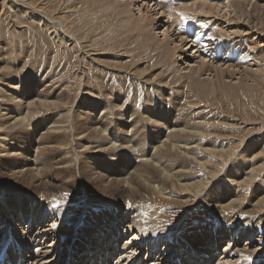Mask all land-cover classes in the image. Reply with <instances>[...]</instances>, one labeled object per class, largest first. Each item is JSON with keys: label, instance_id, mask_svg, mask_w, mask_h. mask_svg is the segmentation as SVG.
Listing matches in <instances>:
<instances>
[{"label": "rangeland", "instance_id": "rangeland-1", "mask_svg": "<svg viewBox=\"0 0 264 264\" xmlns=\"http://www.w3.org/2000/svg\"><path fill=\"white\" fill-rule=\"evenodd\" d=\"M160 1L163 3L165 0H124L123 2L122 0H0V95L2 96V98H0V144L2 146L5 145L8 150L6 153L0 152V187H5L7 189L14 188L15 190H35L41 183H47L50 186L47 192V197L48 200L52 202L51 204L48 203L46 206L40 208L35 204L34 197L27 196V200L24 203L20 198V194H15L17 193L15 192L11 194V199L13 205L18 209V211H16L14 208L12 209V206L11 208L7 204L5 206L2 197H0V214L3 212V216L7 218L6 223H8L4 226V222H1L0 220V239H4L5 237L8 238V235L13 232L11 229H13L16 235H20L17 236L16 242H18L21 246H23L22 244L26 246L27 241H29L30 246L32 249L34 248L33 250H35V253L32 252V254L34 257H37L38 255L36 252L38 253L40 250H37V247L33 244L35 241L33 238L31 240L27 239V225H25L26 227L22 225L21 223L23 221L19 223L18 221L20 219L24 220V224H28L29 222V227L37 226L38 230H41L42 232L44 230L51 229V227L55 228V226L59 229V231L62 229L63 232L69 231L67 232V236L66 233L62 234L65 236V238H62V241L63 239L71 237L74 227L75 231L73 239L76 238L79 240L77 248L81 249L84 253H87L91 247L97 248L96 245H93L95 244L94 239L99 240L100 244L102 242L100 239H97V237H94L96 234L92 230L95 224L98 222L100 224L102 223V212L109 210L110 214L113 213V215H119L122 213V205L134 202L132 207L133 211H136L132 214L136 215L134 216L130 214L131 212L129 211V219H126L127 221L125 222L124 219L122 221L120 220L118 223L119 230H123L126 233L125 235V233L122 232V237H124L125 240L117 246V250H120L125 255L121 258V260L125 257L133 259L132 257L137 256L138 254L139 256L137 260L142 259L141 263L142 261L147 262L150 258H147L150 255V244V249L153 251V260L150 259L149 261L153 264H157L158 258L154 259V257L156 254H159L158 251L161 250L160 248H162L164 252V264H179L177 261L182 258L181 254L184 256L189 255L192 256V258L196 257V259L202 260V263L198 264H222L225 263V260L228 261L226 264H233L239 263L238 260L240 257L235 253L237 249L238 251L244 252L264 251V249H262L264 248V87L261 85L257 86L255 82L253 83L252 81L245 79V76H242L244 73L243 71L246 70V68L247 73L249 71H257L258 73L259 70V73H261V70H264V62H260L263 59H260L261 57L259 58L260 52L264 55V0H197L198 4L195 0H166L165 2H168L169 4L164 2L163 6L165 4H167L165 7L173 5V9L167 7L168 9L164 8V10L160 9ZM191 1L194 2L193 5V2L191 3ZM208 1L213 3H209V5ZM135 3L141 6L145 5L144 7H146L143 11L146 13L143 21H146L149 24L147 29L148 31L146 32L145 30H141L137 25L134 26V24H132L135 23V18H140V15L138 16V13H136L138 12V8ZM175 3L177 4V7L182 4V7H180L182 12L184 14H189L191 18L187 19V17H176L178 13L174 9L176 7ZM126 4H130L129 12H124L123 10L124 8L122 6ZM183 4L186 7L183 6ZM171 10L173 13H176L175 16ZM162 11L164 12L163 15L161 14ZM117 13H119L120 16H118L119 14ZM157 13L158 15H156ZM172 15L173 17H171ZM196 15L198 17L200 15L203 16V21H199L200 24L204 26L203 29L207 28L205 25L206 23L207 25L210 23V27L214 30L213 33L217 32V35L214 34V36H216L215 40L210 32H207L208 28L202 30L201 27L199 28L197 24L194 23L193 17H197ZM117 16L122 20V23H120L121 20L117 18ZM204 16L206 17L205 19H208L207 21H204ZM123 17L132 18H130V20H126L127 18L125 19ZM44 18H46V22L49 21V27L43 23ZM153 19L155 20L153 21ZM118 20H120V22H117ZM170 21L175 23L177 21V23L176 25H174L175 23L172 25V22ZM182 21L188 22L186 23L187 26L185 25V22ZM202 23H204V25ZM161 27L165 28L159 30L158 28ZM166 28H168V34L173 35L169 39L172 41L176 40L174 45L182 48L187 56L182 54L180 57L181 59L179 58L177 60L174 51H171V53H163L164 55L161 56L162 53L160 50H158V52H160L158 53L154 48V44L156 43H153L152 41L156 42L155 39H150L152 41L147 40V34L150 32L151 36L157 35L158 40H162V43L165 41L166 43V40H163L165 37L163 32ZM142 31L147 34H144ZM180 33L185 42L183 45L179 43L181 38L178 37V34ZM199 33L201 34L199 35ZM208 33L213 40L210 36H208ZM203 34H206L208 38L205 37L206 35L203 36ZM61 35H64L65 37L61 39ZM144 36L147 37L145 38ZM203 37L206 39V42ZM249 37H252V41L254 43L251 53H249L246 49L250 44V41L247 40ZM193 41L197 43H192ZM207 42H209V44ZM189 43L191 46L195 47L191 49ZM231 43H233V46L234 43L236 46L238 45L237 48L236 46L233 47ZM234 50H238V52H235ZM204 51L209 55V57H207L208 55H204ZM180 52L182 51L180 50ZM236 53H241V55H237ZM216 55L221 59L218 60L215 57ZM163 56H165V59ZM185 56L190 58L184 59ZM168 57L170 58L168 59ZM237 57L243 59L240 60ZM171 58L174 59L171 61ZM248 58H251L250 61L247 60ZM201 59L206 61L205 63H212V61L218 62L216 65L223 66V70H225L224 68L229 65L236 64L237 62L239 63V67L237 68H239L242 73L241 75L232 78L229 76H226L225 79L222 78L224 84L226 85H222V87H224L223 90L228 92L230 95V98H224L228 101L222 98L217 102L215 96L207 93L208 96H206V99L203 97L199 100L201 103L195 104L191 101V98L189 99L185 96L184 92L182 93L183 96H180L179 101L176 99L179 97L177 96L179 93L178 89L181 87V85L178 84L180 83L179 81H183V83L184 81L186 82V77L188 81L191 76L190 71L193 69H200L198 62H200ZM234 59L236 60L234 61ZM164 61L167 62H165L167 65ZM241 61H243L242 64ZM147 66H152V68L145 69ZM236 72L238 73V71ZM177 73L182 75L181 77H183V80H179L178 82L175 80V76L176 78L178 76ZM209 73L210 72L202 76L201 81L204 80L205 82H211L213 78L214 82H212L215 85V83L218 82L217 78L214 76L213 72L211 74ZM257 73L256 75H261ZM183 75L186 76L184 77ZM196 75L197 74L194 76L196 77ZM164 88H168L169 91L164 90ZM250 90H253L252 93ZM5 94L7 95L5 96ZM12 96L18 97L17 100L13 101L14 103L10 100ZM43 98L49 102H56L57 100L60 101L62 99V101H65V105H62L61 107L52 106L50 108H46L45 110L44 106L39 105L41 104L40 102ZM163 99L169 100L170 103L175 101L173 103L175 105L181 103V105L186 108L175 106L178 108L174 109L172 104L169 109L165 108L163 105L161 106ZM208 99L213 101L210 102ZM207 100L209 102H206ZM19 101L23 102L19 103ZM28 102H33V111L32 116L30 117V120H32L31 123L33 122L32 125L34 126V128L31 129L33 134L28 133V135H25L17 133L18 135H23L25 138L23 136H18L17 138L20 139L10 141L11 135H9L10 133H8L7 127L13 125L11 122L14 123V120H11L10 122L9 120L16 115L15 113L19 110L18 107L25 110ZM90 109H93V116L96 122L102 115H107V118L104 120V124L106 123L108 125H112L117 123L116 126L119 130L123 131V129H126L125 132H128V130L132 127L137 128L142 131V137L146 135L147 139L149 138V134L146 133H151L152 136L155 123L156 126L158 125L162 127L165 126V121L167 123H171L172 125L177 124V127L179 123H188V125L192 128L191 130H194V136L190 137V142H192L191 147H193L190 151L193 153L195 152L194 157L198 160L196 161L195 158L191 159V162L189 163H192L193 165L188 163L185 167H181V157L178 155H171L169 160H162V152L157 151V148L160 145H154L147 139L144 144L145 138H142L143 144L140 141L139 143L137 142V144L141 145H139L140 149L142 145H144L142 148L143 151L140 153L144 155V157L146 156L145 164L144 161L141 162L142 157L136 156L137 154H140V150L137 148L133 150L134 153L131 150L129 153L126 152V154L125 150L123 149V151L122 148L121 150H118L119 152H116V150L115 152H103L101 150V152H99L100 148H96L97 143H92L87 146L88 151L86 153L84 152L85 149L77 148V144H80V141H82L78 139L81 138V135L76 138L77 135H74L72 128H78V130H80V128H84L86 125L88 126L91 122H93V119L88 118L86 115V112ZM8 111L11 112L9 115H7ZM3 114L6 116H3ZM135 117L139 120L137 121ZM206 117L211 118V121L209 123H204V125L202 119ZM113 118L115 119L113 120ZM57 120L66 121V124L71 126H69L71 130H68L67 133L71 135L72 140L74 141L73 144H76L77 141V144L74 145L76 146L75 150L71 152L72 155L70 156H73L71 167L73 176L70 177L71 175H66L62 170V167L58 168L54 166L51 169L53 172L51 170L49 173L47 172L48 175L46 177L37 178L35 176H38V172L35 169L38 167L33 164L35 163L34 160L37 155H35L33 151V154L30 153L31 137H36L38 140V138L42 136V133L52 127L53 122H56ZM78 130L75 131L77 132ZM111 133L115 134L116 131L111 130ZM116 138L118 142L117 144L115 143V147H118V145L121 144L122 138L117 136ZM2 139H4V141H2ZM14 141H16V144ZM135 141L136 139H134L133 142L137 145ZM23 142L24 144L26 143V146ZM133 142L131 144H133ZM131 144L128 146L132 147L130 149H134V146ZM11 145L12 149L10 147ZM2 146H0V149L4 148ZM161 147L159 148L164 150V145ZM152 148L154 150L157 149L156 153L158 154L160 162L154 165H158L156 166L158 168H153L154 165L149 161L147 162V160H150V155L153 151ZM13 149H15V151H12ZM93 149L96 150L97 153H94ZM66 150L68 149L65 148L61 151L55 150L50 154L48 152V157L52 159L57 158L60 155L64 156L66 155ZM89 151L92 152H90L91 155L89 154ZM159 153L161 154L159 155ZM111 154H115V157ZM246 156H249V159L246 158ZM178 158L180 159L178 160ZM79 159L81 163L79 162ZM93 160H95V162ZM82 161H84L85 164ZM174 161H177V163ZM183 161L184 160H182V164ZM141 163L144 165H141ZM164 163L171 171L175 172L177 170H182V172H184H181L180 175L178 174L176 177L178 180H175V183H173V181H167L163 178L162 170H164ZM137 168L141 170V172L145 173V175L147 174V177H149L148 174H153L154 176L156 175V183L152 184L149 182L148 184V181L143 178V184L145 182L146 183L141 188L137 187L135 184L127 182L121 183L120 185L118 184L122 182L124 178H127L125 175H127L129 170L132 171L133 169L138 171ZM82 170H86L87 173L81 175ZM22 171L24 173H22ZM189 171L190 173H188ZM33 172L35 173L33 174ZM183 174L185 176H183ZM104 175L106 179H104ZM99 177H101V179ZM184 177L189 178L185 179ZM102 179H104L105 182ZM184 179L186 181H184ZM107 180L117 181V184L121 186V188H119L115 185V193L119 192V189L122 190L125 188L124 190L127 193H130H128L131 196L129 197V200L121 198L117 194L115 197H112L115 193L106 192L104 186L107 185ZM61 182L67 184L73 183L74 185L72 184V187L71 185H67L65 188L55 187V185H60L58 183ZM176 183L177 185L173 186V184ZM88 198H91V200ZM88 201L92 204L94 203L100 206L94 207L95 209L91 213L85 214V208H87L86 205L89 204ZM59 203H62V206H60L62 209L56 211L55 207L60 205ZM69 205H72V208H70ZM63 206H65V208ZM199 207L202 208L200 209ZM66 208L76 209V214L73 220L71 219L72 211L69 210L67 212L65 210ZM214 210L215 212L219 211L215 216H219L220 220H212L214 222L210 223L206 222L208 225L199 229L201 232L200 234L204 233L203 231L205 228L211 230V233H206V235L209 237V245L211 244L210 246L212 249L214 248L212 257L209 258V256H207L208 254H206V256L203 255L198 257L196 254L189 253L190 250L186 254L183 250V244L178 240L181 239V237L182 239H191L193 236L191 225L196 222V217L197 219L202 218L207 215L206 212H214ZM21 211L23 213L22 215H20ZM29 212H34L36 214H26ZM140 212H142V214ZM52 213H57L56 217H53ZM226 214H229V216ZM61 216H65L69 222L70 218L71 224L69 222L67 223L65 217L61 218L65 221H60L59 217ZM224 216H227L228 218L230 217L229 219H232L233 223H235V220L238 219L236 223L243 224L241 227L243 231L246 228L254 231V240H259L262 237L263 242H260L262 246L250 245V242L246 240V238H249L248 236L239 242V247L237 246V248L233 246L234 243H229V241L226 240L222 241L223 244H218L219 241L217 238L219 237L217 233L224 229L223 224L224 222L227 223L228 220ZM208 217L212 218L213 215L212 217ZM132 220L133 222L136 221L138 223L145 221L144 226L154 227L155 232L157 233L159 230H162L163 233H166L167 231L168 234L172 236L173 241H170L169 247L166 249L163 247V244L159 243V240L145 241V239L149 238L144 236L145 238L140 241L136 239L134 242H141L140 244L143 246V249L142 247H137L138 250H136L137 248H135V246L130 248L132 245L130 242L134 241V239H132L133 235L137 232V229H130L133 227L131 224ZM216 221L219 223L222 221V227H220ZM246 222H248L249 226L246 225ZM53 223H56L54 227ZM199 223L201 222H197V224ZM17 224H20L19 228H17ZM185 224H189L188 231L191 232L189 235L182 232ZM209 224H211V227ZM231 227V229L234 228L233 225ZM238 230L236 231L237 233ZM52 231H50V233ZM56 234L58 236V233H55L54 235ZM77 234L81 235V239H78L76 236ZM156 236L157 234L155 233L153 239H155L154 237ZM207 236H205L206 239ZM51 238L52 237H49V239ZM103 239H105V236H102V240ZM106 240V248H109L111 252V246L108 245L110 238L107 237ZM191 240H193V237ZM111 242H113V240H111ZM125 243H128V245L130 244V246H126ZM48 245L50 246L51 244ZM46 246L47 245L44 247ZM185 247L189 249L186 245ZM74 249L75 248H73V250ZM78 249H75L76 252L74 253H79ZM101 249L102 251L105 250L101 247L99 248V251ZM230 249L233 251V254H230ZM45 250H52V248H47ZM39 255V258L35 259L34 263L32 262L31 264H48V262H52L50 260L46 261L45 259L49 256V254H43V252L40 251ZM54 260L55 259H53V261ZM182 260H180V263L184 264V260ZM233 260L234 262H230ZM125 262L126 261L123 263ZM162 262L164 261H158L159 264Z\"/></svg>", "mask_w": 264, "mask_h": 264}, {"label": "bare ground", "instance_id": "bare-ground-1", "mask_svg": "<svg viewBox=\"0 0 264 264\" xmlns=\"http://www.w3.org/2000/svg\"><path fill=\"white\" fill-rule=\"evenodd\" d=\"M93 1V0H92ZM97 1V0H96ZM100 1V0H99ZM124 0H122V2H123ZM131 1V0H130ZM166 1V0H165ZM164 1V2H165ZM170 1H172V0H170ZM175 1V0H174ZM173 1V2H174ZM195 1H197V0H195ZM224 1V0H223ZM230 1V0H229ZM109 2V1H108ZM111 2V1H110ZM120 2V1H119ZM127 2V1H126ZM133 2V1H132ZM161 2V1H160ZM163 2V3H164ZM172 2V3H173ZM193 1H191V3H192ZM113 3H114V1H113ZM129 3H131V2H129ZM163 3L161 2V3H159L160 4V9H162V10H164V8H171V9H173L172 8V6H167V7H165V5H167V4H165L164 6H163ZM165 3H168V2H165ZM187 3H189V2H187ZM197 4H198V1L196 2ZM200 3V2H199ZM205 3H206V1H205ZM209 3H213V2H209L208 1V4ZM133 4V3H132ZM136 4V7L138 8V12H136V13H138V16L140 15V18H135V23H132V24H134V26H138L141 30H145V32L146 31H148L147 29H148V23L145 21H143V18L145 17V15H146V13H144L143 11H144V9L146 8V7H144L145 5H139V4H137V3H135ZM158 4V5H159ZM169 4V3H168ZM185 4V3H184ZM183 4V6H185ZM194 4V2L192 3V5ZM207 4V5H208ZM223 4V3H222ZM221 4V5H222ZM175 5H176V7L174 8L176 11H177V15H176V17L177 16H179L180 18H185V17H187V19L189 18H191V16L189 15V14H187V13H183L182 12V10H181V8L180 7H182L181 5H179L178 7H177V4L175 3ZM191 5V4H190ZM189 5V6H190ZM201 5V4H200ZM204 5V4H203ZM210 5V4H209ZM217 5H218V3H217ZM153 6V5H152ZM214 6H216V5H214ZM124 9V12H126V11H128L129 12V7H130V4H126V5H124V6H122ZM121 7V8H122ZM150 7V6H149ZM155 7H156V5H155ZM186 7V6H185ZM195 7H196V4H195ZM152 8V7H151ZM157 8V7H156ZM155 8V9H156ZM167 8V9H168ZM204 8V7H203ZM133 9V8H132ZM135 9V8H134ZM150 9V8H149ZM148 9V10H149ZM154 9V8H153ZM160 9H158V10H160ZM224 9H226V8H224ZM117 10V9H116ZM152 10V9H151ZM166 10V9H165ZM202 10V9H201ZM217 10V9H216ZM229 10V9H228ZM136 11V10H135ZM150 11V10H149ZM167 11V10H166ZM170 11V10H169ZM209 11V10H208ZM151 12V11H150ZM154 12V11H153ZM171 12H172V10H171ZM175 12V11H174ZM191 12V11H190ZM119 13H121V12H119ZM119 13H117V14H119ZM163 11L161 12V14L163 15ZM173 13V12H172ZM203 13V12H202ZM115 14V13H114ZM160 14V15H161ZM174 14V16H175V14L176 13H173ZM126 15V14H125ZM152 15V14H151ZM156 15H158V13L156 14ZM189 15V16H188ZM239 15V14H238ZM116 16V15H115ZM118 16H120V14L118 15ZM117 16V18H119ZM122 16H123V13H122ZM135 16V15H134ZM137 16V17H138ZM197 16V15H196ZM202 15H200L199 17L197 16V17H193V20H194V23H196L197 24V26L200 28H202V30H205V29H207L208 28V30H207V32H210V34L213 36V38H214V40L216 39L215 37L216 36H214V34H216L217 32H214L213 33V28L212 27H210V23L208 24L209 25V27H208V25H207V23L205 24L206 26H207V28H205V29H203L204 28V26H202L201 24H200V22L199 21H203V16L201 17ZM147 17V16H146ZM148 17H149V15H148ZM153 17V16H152ZM156 18H158L157 16H155ZM164 17V16H163ZM171 17H173V15L171 16ZM123 18H127L126 20H130V18H132V17H123ZM167 18V17H166ZM206 17L204 16V21L206 20H208V19H205ZM241 18V17H240ZM45 19L46 18H44V21H43V23L45 24V25H48V27H49V25H50V23H49V21H45ZM120 19V18H119ZM151 19V18H150ZM171 19V18H170ZM121 20V19H120ZM120 20H118L117 22H120ZM148 20V19H147ZM155 19H153V21H154ZM116 21V20H115ZM192 21V20H191ZM134 22V21H133ZM166 22V21H165ZM170 22H172L171 24L173 25L175 22H173V21H170ZM170 22H168V23H170ZM180 22V21H179ZM179 22H178V24H179ZM182 22H185V21H182ZM120 23H122V20H121V22ZM124 23V22H123ZM167 23V22H166ZM176 23H177V21H176ZM176 23L174 24V25H176ZM186 23H188V22H185V25H186ZM126 24V23H125ZM124 24V25H125ZM130 24V23H129ZM184 24V23H183ZM196 24H195V26H196ZM203 25H204V23H202ZM213 24V23H212ZM189 25V24H188ZM170 26V25H169ZM183 26V25H182ZM187 26V25H186ZM185 26V27H186ZM190 26H191V23H190ZM205 26V27H206ZM172 27V26H171ZM136 28V27H135ZM150 28V27H149ZM165 27H161V28H158L159 30H162V29H164ZM182 28V27H181ZM192 28V27H191ZM156 29V28H155ZM168 28H166L165 29V31L163 32V35L165 36L164 37V39L163 40H166V43H165V41H163L164 43H162V40H158L157 38V35H155V36H151L150 35V32L147 34V33H145V32H143L144 34H147V40H150V39H152V40H154L155 39V41L156 42H154V41H152V40H150V41H152L153 43H156V44H154V48H155V50H157V52H158V50H160V52L162 53L161 54V56L162 55H164L165 53H168V52H170L171 53V51L173 52L174 51V54H175V57H176V59L178 60L181 56H182V54H185L186 55V53L184 52V50L182 49V48H180V47H178L177 45H174L176 42V40H174V41H172V40H170L169 38L170 37H172L173 35H169L168 33V30H167ZM172 29V28H171ZM135 30H137V29H135ZM201 30V29H200ZM249 30V29H248ZM152 31H153V29H152ZM226 31H228V30H226ZM138 32V31H137ZM141 32V33H142ZM156 32V31H155ZM202 32V31H201ZM206 32V33H207ZM242 32V31H241ZM133 33V32H132ZM140 33V32H139ZM143 33H142V35H143ZM203 33V32H202ZM155 34V33H154ZM201 33H199V35H200ZM210 34L208 33V36H210ZM230 34V33H229ZM234 34V33H233ZM198 35V34H197ZM204 35H206V34H203V36ZM217 35V34H216ZM219 35V34H218ZM247 35V34H246ZM208 36L206 35L205 37H207L208 38ZM248 36V35H247ZM65 36L64 35H61V39H63ZM145 37V36H144ZM145 37V38H146ZM178 37H180L181 38V40L179 41V43L181 44V45H183L185 42H184V40L182 39V35H181V33L180 34H178ZM200 37V36H199ZM211 37V36H210ZM219 37V36H218ZM244 37H246V36H244ZM212 38V37H211ZM210 38V39H211ZM213 38H212V40H213ZM220 38V37H219ZM203 39H204V37H203ZM196 40V39H195ZM205 40V42H206V39H204ZM209 40V39H208ZM248 41H250L249 43V45L247 46L248 48H246L247 49V51L249 52V53H251L252 52V49H253V45H254V43H253V41H252V37H249L248 39H247ZM210 41V40H209ZM140 42V41H139ZM151 42V43H152ZM231 42V41H230ZM147 43V42H146ZM191 43V42H190ZM190 43H189V45H190ZM192 43H197V42H192ZM208 44H209V42H207ZM222 43H223V40H222ZM225 43V42H224ZM258 43V42H257ZM206 44V43H205ZM227 44V43H226ZM226 44H223V45H226ZM229 44V43H228ZM232 44V46H233V43H231ZM153 45V44H152ZM194 45V44H193ZM172 46H173V48H172ZM188 46V45H187ZM191 46V45H190ZM189 46V47H190ZM227 46H229V45H227ZM231 46V45H230ZM234 46H236L235 45V43H234ZM233 46V47H234ZM238 46V45H237ZM237 46H236V48H237ZM193 47H195V46H191V49L193 48ZM232 47V48H233ZM240 47V46H239ZM150 48H151V46H150ZM153 48V47H152ZM153 48V49H154ZM218 48V47H217ZM235 48V49H236ZM152 49V50H153ZM240 49H242V48H240ZM180 50L182 51V52H180ZM190 50V49H189ZM209 50V49H208ZM207 50V51H208ZM216 50V49H215ZM231 50V49H230ZM206 51V50H205ZM204 51V55L205 56H207L208 54L206 53ZM232 51V50H231ZM235 51V50H234ZM237 52H238V50H236ZM235 51V52H236ZM254 51V50H253ZM156 52V53H157ZM160 52H158V53H160ZM220 52V51H219ZM222 52V51H221ZM242 52H243V50H242ZM241 52V53H242ZM164 53V54H163ZM198 53H199V51H198ZM201 53V52H200ZM216 53V52H215ZM241 53H236L237 55L238 54H240L241 55ZM244 53H246V52H244ZM211 55V54H210ZM213 55V54H212ZM248 55V54H247ZM250 55V54H249ZM254 55V54H253ZM257 55V54H256ZM166 56V55H165ZM165 56H163V58L165 57ZM169 56V55H168ZM187 56V55H186ZM185 56V58L184 59H186V58H190V57H186ZM233 56V55H232ZM251 56V55H250ZM79 57V56H78ZM155 57V56H154ZM199 57V56H198ZM207 57H209V55L207 56ZM206 57V58H207ZM218 60L219 59H221V58H219L217 55L215 56ZM234 57H235V55H234ZM257 57V56H256ZM261 57V58H260ZM159 58H160V55H159ZM158 58V59H159ZM170 57H168V59H169ZM200 58V57H199ZM228 58V57H227ZM238 58V57H237ZM254 58H255V56H254ZM259 58L260 59H263V60H261L260 62H264V55H263V53L262 52H260L259 53ZM155 59H157V58H155ZM162 59V58H161ZM165 59V58H164ZM174 59V58H173ZM172 58H171V61L173 60ZM181 59V58H180ZM187 59V60H188ZM231 59V58H230ZM238 59H240V57L238 58ZM241 59H243V58H241ZM240 59V60H241ZM246 59V58H245ZM250 59L251 58H248L247 60H249L250 61ZM258 59V58H257ZM167 60V59H166ZM236 59H234V61H235ZM240 60H238V61H240ZM159 61V60H158ZM160 61H162V60H160ZM168 61V60H167ZM203 61V62H202ZM246 61V60H245ZM3 62V61H2ZM166 61H164V63H165ZM170 62V61H169ZM187 62V61H186ZM206 61H204L203 59H201V61L200 62H198L199 63V70H196V69H193L192 71H190V73H191V76H190V78L188 79V81H187V77L185 78V80H186V82L184 81V83H183V81L181 82V81H179V80H183V77H181L182 75H179V73H177V78H176V76H175V80H177V82L179 81L180 83H178L179 85H181V89L179 88L178 89V95L177 96H179V97H177L176 99H178V101L180 100L179 98H180V96H183V92L185 93V96L186 97H188L189 99L191 98V101H193L195 104H199V103H201L199 100L200 99H202L203 97H205L204 99H206V96H208V94L207 93H209V94H211L212 96H215V98H216V100H217V102L218 101H220L222 98L224 99V98H230V95L228 94V92H226V91H224L223 89H224V87H222V85H224V86H226L225 84H224V82H223V80H222V78L223 79H225L226 78V76H229L230 78H232V77H236V76H238V75H241L242 73L240 72V70H239V68H237V67H239V63L237 62L236 64H233V65H229L228 67H226V68H224L225 70H223V66H217L216 64L218 63V62H215V61H212V63H205ZM79 63V62H78ZM163 63V62H162ZM167 63V62H166ZM165 63V64H166ZM171 63V62H170ZM169 63V64H170ZM243 63V61H241V64ZM184 64V63H183ZM211 64V65H210ZM163 65V64H162ZM167 65V64H166ZM211 67H210V66ZM130 67V66H129ZM148 68H152V66H147V68H145V69H148ZM144 69V68H143ZM238 71V73L236 72V71ZM250 70V69H249ZM248 70V71H249ZM262 72L261 73H259L260 72V70L258 71V73H257V71L256 72H253V71H249L248 73H247V68H246V70H244L243 72V74H242V76L245 78V79H248V80H250V81H252L253 83L255 82L256 84H257V86L258 85H261V86H263L264 87V70L262 69L261 70ZM208 72H210L209 74H211L212 72L214 73V76L217 78V81L218 82H216L215 83V85H214V80H213V78H212V80H211V82H208V81H204V80H202L201 81V77L202 76H204V75H206V74H208ZM189 73V74H190ZM256 73L257 74H261V75H256ZM172 74H174V73H172ZM195 74H197L196 75V77L194 76ZM226 74H228V75H226ZM169 76H171V75H169ZM184 77L186 76V75H183ZM169 78V77H168ZM241 80V79H240ZM240 80H239V82H240ZM213 81V82H212ZM243 82V81H242ZM241 82V83H242ZM2 83V82H1ZM176 85V84H175ZM239 85H240V83H239ZM242 86H245V85H242ZM255 86V85H254ZM254 86H253V89H254ZM256 86V87H257ZM239 87V86H238ZM255 87V88H256ZM11 88V87H10ZM241 88V87H240ZM164 90H167V91H169L168 90V88L167 89H165L164 88ZM184 90V91H183ZM252 91L253 90H250V92L252 93ZM4 92V91H3ZM249 92V93H250ZM169 93H171V92H169ZM3 94V93H2ZM7 94H9V93H7ZM7 94H5V96L7 95ZM14 95V94H13ZM64 95V94H63ZM63 95H62V98H63ZM171 95V94H170ZM210 95V96H211ZM162 96H164V95H162ZM8 97H10V96H8ZM167 97V96H166ZM0 98H2V96L0 95ZM171 98V97H170ZM18 99V97H16V96H12V98H10V100L13 102V101H15V100H17ZM42 99V98H41ZM45 98H43V100H41V104H39V105H41V106H44L45 107V110H46V108H50V107H52V106H55V107H61L62 105H65V101H62V99L60 100L59 98V100L60 101H58L57 99V101L56 102H49L48 100H44ZM173 99H174V97H173ZM213 99V98H212ZM31 100V99H30ZM36 100V99H35ZM52 100V99H51ZM172 100V99H171ZM210 102H212L211 101V99H208ZM206 101V102H209V101ZM224 100H226V101H228L227 99H224ZM34 101V100H33ZM37 101V100H36ZM9 102V101H8ZM17 102V101H16ZM23 102V101H22ZM21 101H19V103H22ZM175 102V101H174ZM173 102V103H174ZM216 102V101H215ZM14 103V102H13ZM39 103V102H38ZM90 103V102H89ZM173 103H170L169 102V100H165V99H163L162 100V103H161V106L163 105L165 108H170V105L172 104V106H173V108L174 109H176V108H178V107H175V106H179V107H181V108H183L184 106H182L181 105V103H179V104H177V105H175V104H173ZM16 106V105H15ZM21 106V105H20ZM24 106V105H23ZM26 106V105H25ZM92 106H93V104H92ZM91 106V107H92ZM208 106V105H207ZM10 107V106H9ZM32 107H33V102H28V104H27V106L25 107V110H23L21 107H18L19 108V110L15 113L16 115H14L10 120H9V122L12 120H14V123H12L11 122V124H13V125H11V126H9V127H7V129H8V133H10L9 135H11L10 136V141L11 140H14V139H20V138H17L18 136H23V135H18V134H27L28 135V133H31V134H33V132L31 131V129L32 128H34V126L32 125V123H31V121L32 120H30V117L32 116V111H33V109H32ZM1 108V107H0ZM16 108V107H15ZM85 108V107H84ZM161 108V107H160ZM163 108V107H162ZM184 108H186V107H184ZM190 108V107H189ZM109 109V108H108ZM112 109V108H111ZM1 110V109H0ZM181 110V109H180ZM199 110V109H198ZM12 111V110H11ZM14 111V110H13ZM87 111V110H86ZM11 112H9L8 111V113H7V115H9ZM81 113H82V111H81ZM111 113V112H110ZM162 113V112H161ZM171 113V112H170ZM1 114V113H0ZM136 114H137V112H136ZM139 114V113H138ZM47 115H48V113H47ZM72 115V114H71ZM81 115V114H80ZM86 115H87V117L88 118H91V119H93L92 121L93 122H91V124L90 125H86V127H84V128H80V130H78V128L77 129H74V128H72V132L74 133V135H77V137L76 138H78V136H80L81 135V138H78L79 140H82V141H80V144H77V141H76V144H77V148H82V149H85L84 150V152H86L87 153V149H88V145L89 144H92V143H97V146H96V148H100L99 149V152H101V151H113V152H115V150H116V152L118 151V150H121V148H122V150L124 149L125 150V154H126V152H128L129 153V151H133V150H135V148H137V149H139L140 151H139V153L141 152V151H143L142 150V148H143V146L144 145H142V147H141V149L139 148L141 145L140 144H137V142L139 143V141L142 143V138H145V142H144V144L146 143V135L144 136V137H142V135H141V132L142 131H140V130H138L137 128H134V127H132L131 129H129L128 130V132H125L126 131V129H123V131L121 130H119V128L116 126V124H112V125H108V124H104V120H105V118H107V115H102L101 116V118H98V121L96 122L95 121V118H94V116H93V109H90L89 111H87L86 112ZM85 115V116H86ZM109 115V114H108ZM118 115V114H117ZM204 115H206V114H204ZM3 116H6V115H4L3 114ZM11 116V115H10ZM82 116V115H81ZM112 116V115H111ZM115 116V115H114ZM138 116V115H137ZM142 116V115H141ZM170 116V115H169ZM209 116V115H208ZM207 116V117H208ZM78 117H80V116H78ZM116 117H118V116H116ZM140 117V116H139ZM184 117V116H183ZM203 118L202 119V122H203V124L204 123H209L210 121H211V118ZM6 118V117H5ZM4 118V119H5ZM8 118V117H7ZM67 118V117H66ZM65 118V119H66ZM112 118V117H111ZM110 118V119H111ZM136 118V117H135ZM143 118V117H142ZM164 118V117H163ZM33 119V118H32ZM64 119V118H63ZM81 119V118H80ZM85 119H87V118H85ZM115 118H113V120H114ZM119 119V118H118ZM137 119V118H136ZM200 119V118H199ZM62 120V119H61ZM59 121V120H57L56 122H53V124H52V127H50L46 132H44V133H42V136L40 137V138H38V140H37V138L36 137H31L32 138V140L30 141V144H31V151H30V153H32V151L34 152V154L35 155H37L36 157H35V163H33L35 166H37L38 168H36L35 170L38 172L37 174H38V176H35V177H37V178H41V177H46L47 175H48V173L50 172V170L54 167V166H56V167H58V168H63L62 170L65 172V174L66 175H71L70 177H72L73 175V173H72V171H71V167H72V162H73V159H72V157H70L72 154H71V152L73 151V150H75V147L76 146H74V145H76V144H73L74 143V141L72 140V137H71V135L69 134V133H67V131L68 130H71V126L69 127L66 123V121L64 122V121ZM73 120V119H72ZM90 120V119H89ZM117 120V119H116ZM139 119H137V121H138ZM141 120V119H140ZM165 120H166V118H165ZM213 120V119H212ZM74 121V120H73ZM62 122V123H61ZM77 122V121H76ZM75 122V123H76ZM89 122V121H88ZM107 122V121H106ZM116 122V121H115ZM146 122V121H145ZM24 123H26V124H24ZM109 123V122H108ZM143 123V122H142ZM158 123H160V122H158ZM164 123H166L165 124V126H156V123H155V126H154V129H153V132H152V136H151V133H146V134H149V138L147 139V140H150L151 142L150 143H153L154 145H160L159 147H161L162 145H164V150H161L159 147L156 149L157 151H160V152H162V155H161V158H162V160H169V158H170V156L171 155H178V156H180L181 157V160H180V164H181V167H185V165H187L189 162H191V159H193V158H195L194 157V155H195V152L193 153L192 151H190V149L191 148H193V147H191V144H192V142H190V137L191 136H194V134H193V132H194V130H191L192 128L190 127V125H188V123H185V122H182V123H179V125H178V127H177V124L176 125H172L171 123H167L166 121L164 122ZM216 123V122H215ZM8 124V123H7ZM72 124V123H71ZM141 124V123H140ZM205 125V124H204ZM208 125V124H207ZM214 125H216V124H214ZM8 126V125H7ZM76 126V125H75ZM210 126V125H209ZM73 127V126H72ZM197 127V126H196ZM6 128V127H5ZM198 128V127H197ZM75 130H78L77 132L75 131ZM111 130H114V131H116V133L115 134H112L111 133ZM5 132V131H4ZM71 132V133H72ZM76 132V133H75ZM7 133V134H8ZM18 133V134H17ZM6 135V134H5ZM116 136L117 137H119V138H122V141H121V144L120 145H118V147H115L116 145H115V143L117 144V142H118V140H117V138H116ZM24 137V136H23ZM25 138V137H24ZM27 138V137H26ZM93 138V139H92ZM5 139V138H4ZM4 139H2V141H4ZM23 139V138H22ZM21 139V140H22ZM28 139V138H27ZM30 139V138H29ZM134 139H136V144L137 145H135L134 144V142H133V140ZM194 139V138H193ZM192 139V140H193ZM9 140V139H8ZM7 140V141H8ZM92 140H95V141H92ZM158 140V141H157ZM203 140V139H202ZM255 140V139H254ZM9 141V142H10ZM29 142V141H28ZM27 142V143H28ZM133 142V144H131ZM162 142V143H161ZM8 143V142H7ZM12 143H13V141H12ZM14 143L16 144V141H14ZM21 143V142H20ZM79 143V142H78ZM148 143H149V141H148ZM257 143V142H256ZM23 144H24V142H23ZM26 144V143H25ZM24 144V145H25ZM29 144V143H28ZM33 144V145H32ZM129 144H131L132 146H134L133 148L134 149H130V148H132V147H129L130 145ZM143 144V143H142ZM10 145V144H9ZM125 145H127V146H125ZM129 145V146H128ZM140 145V146H139ZM147 145V144H146ZM0 146H2L1 144H0ZM26 146V145H25ZM28 146H30V145H28ZM33 146V147H32ZM91 146H93V145H91ZM122 146H125V147H122ZM2 147H4L3 149H0L1 151L0 152H7L8 150L6 149V146L4 145V146H2ZM1 147V148H2ZM11 147V149H12V145L10 146ZM19 147V146H18ZM68 149V150H66L65 151V153H66V155H60V156H56L57 158H52V159H50L49 157H48V155L51 153V152H53V151H55V150H58V151H61V150H63V149ZM76 148V149H77ZM95 148V149H96ZM162 148V147H161ZM22 150V149H21ZM20 150V151H21ZM92 150V149H91ZM94 150V149H93ZM101 150V151H100ZM123 150V151H124ZM152 154L150 155V160H147V162L149 161L151 164H158L160 161H159V157H158V154L156 153L157 151L156 150H154L153 148H152ZM11 151V150H10ZM12 151H15V149H13ZM81 151H83V150H81ZM96 150H94V153H97V151L95 152ZM145 151V150H144ZM195 151V150H194ZM37 154H36V153ZM48 152H49V154H48ZM90 152L91 151H89V154H90ZM98 152V153H99ZM119 152V151H118ZM157 154H155V153ZM204 152V151H203ZM4 153V154H5ZM57 153V152H56ZM92 153V152H91ZM133 153H134V151H133ZM142 153V152H141ZM137 154L136 156L137 157H142L141 158V162L142 161H144V164H145V161H146V159H145V157H144V155H142V154ZM168 155H167V154ZM201 153V152H200ZM3 154V155H4ZM16 154V153H15ZM24 154V153H23ZM33 154V153H32ZM39 154H41V155H39ZM55 154V153H54ZM100 154V153H99ZM102 154V153H101ZM104 154V153H103ZM124 154V155H125ZM161 153H159V155H160ZM167 156H166V155ZM6 155V154H5ZM19 155V154H18ZM25 155V154H24ZM91 155V154H90ZM94 155V154H93ZM110 155V154H109ZM111 155H113L114 157H115V154H111ZM146 155V154H145ZM147 155H149V154H147ZM248 155V154H247ZM250 155V154H249ZM10 156V155H9ZM23 156V155H22ZM63 156V157H62ZM102 156V155H101ZM119 156V155H118ZM177 156V157H178ZM8 157V156H7ZM26 157V156H25ZM70 157V158H69ZM95 157V156H94ZM126 157V156H125ZM176 157V158H177ZM249 156H246V158H248ZM258 157V156H257ZM97 158H99V157H97ZM113 158V157H112ZM176 158H174V159H176ZM183 158V159H182ZM245 158V159H246ZM251 158V157H250ZM93 159V158H92ZM96 159V158H95ZM106 159H108V158H106ZM149 159V158H148ZM180 158H178V160H179ZM249 159V158H248ZM33 160V159H32ZM31 160V161H32ZM64 160V161H63ZM109 160V159H108ZM113 160V159H112ZM126 160H128V159H126ZM182 160H184L183 161V164H182ZM195 160H196V158H195ZM198 160V159H197ZM196 160V161H197ZM247 160V159H246ZM84 161H87V160H84ZM84 161H82V162H84ZM94 162H95V160H93ZM110 161V160H109ZM114 161V160H113ZM113 161H111V162H113ZM171 161V160H170ZM249 161V160H248ZM79 162H80V159H79ZM91 162V161H90ZM93 162V163H94ZM97 162V161H96ZM125 162V161H124ZM164 162V161H163ZM175 162V161H174ZM81 163V162H80ZM87 163V162H86ZM88 163H89V161H88ZM102 163H104V162H102ZM107 163V162H106ZM110 163V162H109ZM115 163V162H114ZM113 163V164H114ZM175 163H177V161L175 162ZM178 163V164H179ZM84 164H85V162H84ZM112 164V163H111ZM144 164H142L141 163V165H144ZM179 164V165H180ZM189 164H192V163H189ZM208 164V163H207ZM60 165H62V166H60ZM101 165H103V164H101ZM101 165H100V167H101ZM140 165V164H139ZM140 165V166H141ZM149 165V164H148ZM177 165V164H176ZM193 165V164H192ZM105 166V165H104ZM117 166V165H116ZM124 166V165H123ZM122 166V167H123ZM146 166V165H145ZM151 166V165H150ZM156 166H158V165H154V167L153 168H158V167H156ZM189 166V165H188ZM97 167H98V165H97ZM152 167V166H151ZM175 167V166H174ZM187 167V166H186ZM88 168H89V165H88ZM102 168V167H101ZM101 168H99V169H101ZM140 168V167H139ZM170 168H171V166H170ZM92 169V168H91ZM123 169V168H122ZM138 169V168H137ZM163 169L164 170H162L163 171V178L165 179V180H167V181H173V183H175L174 181L175 180H178V179H176V177L178 176V174L180 175L181 174V172H182V170L181 171H179V170H177V171H171V170H169V168L167 167V165L164 163V165H163ZM87 170V169H86ZM81 171V175H84L85 173H87V171ZM102 170H103V168H102ZM158 170V169H157ZM160 170V169H159ZM175 170H176V168H175ZM191 170V169H190ZM26 171V170H25ZM52 171V170H51ZM90 171V170H89ZM48 172V173H47ZM53 172V171H52ZM55 172V171H54ZM22 173H24L23 171H22ZM35 172H33V174H34ZM160 173V172H159ZM182 173H184V172H182ZM188 173H190V171L188 172ZM36 174V175H37ZM89 174V173H88ZM158 174V173H157ZM186 174V173H185ZM238 174V173H237ZM26 175V174H25ZM147 175V174H146ZM145 175V173H143V172H141V170H139L138 169V171L137 170H133L132 169V171L131 170H129L128 172H127V175H125V176H127V178L125 179L124 178V180L122 181V182H120V183H118L119 185L121 184V183H125V182H127V183H131V184H135L137 187H139V188H141V187H143L144 186V184L146 183H144L143 184V182H142V180H143V178L144 179H146L147 181H148V184H149V182H151L152 184L153 183H156V175L154 176L153 174H148L149 175V177H147ZM27 176V175H26ZM31 176V175H30ZM99 176H101V175H99ZM162 176V175H161ZM160 176V177H161ZM183 176H185L184 174H183ZM81 177H83V176H81ZM92 177V176H91ZM104 177H105V175H104ZM109 177V176H108ZM159 177V178H160ZM100 179H101V177H99ZM162 178V177H161ZM185 178V177H184ZM187 178H189V177H186L185 179H187ZM237 178V177H236ZM89 179V178H88ZM104 179H106V177L104 178ZM104 179H102L103 181H104ZM115 179V178H114ZM181 179V178H180ZM184 179V181H186ZM112 180H113V178H112ZM112 180H107V185L106 186H104L105 187V190H106V192H113V193H115L114 191L116 190V186L117 187H119V188H121V186H119L118 184H117V181H112ZM183 180V179H182ZM213 180V179H212ZM81 181V180H80ZM166 181V182H167ZM181 181V180H180ZM179 181V182H180ZM105 182V181H104ZM58 184H60V185H55V187H57V188H60V187H62V188H65L67 185H71V187H72V184L71 183H69V184H67V183H63V182H61V183H58ZM74 185V184H73ZM116 185V186H115ZM130 185V184H129ZM156 185V184H155ZM176 186L177 185V183L176 184H173V186ZM133 186V185H132ZM161 186V185H160ZM172 186V187H173ZM206 186V185H205ZM11 187V186H10ZM163 187V186H162ZM199 187V186H198ZM37 189H35V190H22V189H17V190H15L14 188H11V189H7V188H5V187H0V197H2V199H3V201H4V203H5V206H6V204L11 208V206H12V209L14 208V210H16V211H18V209L13 205V202H12V199H11V194H13V193H15V192H17V193H15V194H20V198L22 199V201L25 203L26 202V200H27V196H32V197H34V200H35V204L38 206V207H44V206H46L48 203H52V202H50V200H48V194H47V192H48V190H49V188H50V186L47 184V183H41L40 184V186H38V187H36ZM75 188V187H74ZM118 188V189H119ZM134 188V187H133ZM160 188V187H159ZM177 188V187H176ZM194 188V187H193ZM231 188V187H230ZM125 189V188H124ZM124 189H122V190H120L119 189V192H117V193H115V194H113L112 195V197H115L116 196V194L119 196V197H121V198H125V199H127V200H129V197H131ZM148 189V188H147ZM150 189V188H149ZM155 189V188H154ZM201 189V188H200ZM232 189V188H231ZM66 190V189H65ZM64 190V191H65ZM153 190V189H152ZM160 190V189H159ZM162 190V189H161ZM134 191V190H133ZM149 191V190H148ZM163 191H164V189H163ZM137 192V191H136ZM160 192V191H159ZM139 193V192H138ZM108 194V193H107ZM149 194V193H148ZM151 194V193H150ZM156 194V193H155ZM169 194V193H168ZM213 194V193H212ZM88 195V194H87ZM154 195V194H153ZM152 195V196H153ZM104 196V195H103ZM133 196V195H132ZM88 197V196H87ZM136 197V196H135ZM148 197V196H147ZM89 200H91V198H88ZM103 199V198H102ZM133 199V198H132ZM148 199V198H147ZM135 200H136V198H135ZM100 201V200H99ZM86 202H87V200H86ZM111 202V201H110ZM119 202V201H118ZM142 202V201H141ZM145 202V201H144ZM146 202H147V200H146ZM54 203H55V201H54ZM88 205H86L87 206V208H85L86 209V211H85V214L86 213H91L95 208L94 207H96V206H100V205H96V204H92L91 202H89L88 201ZM91 203V204H90ZM119 203H121V202H119ZM125 203V202H124ZM128 203V202H127ZM134 202H132L131 204H125V205H122V207H121V210H122V213H120L119 215L117 214V215H113V213L112 214H110L109 213V210H105V211H103L102 212V217H103V220H101L102 221V223L100 224L99 222L97 223V224H95L94 226H93V231L95 232V234L97 235H95L94 237H97V239H100V241H102L101 242V244H100V242H99V240H96V239H94V242H95V244H93V245H96L97 246V248H94V247H91V249L87 252V253H84L81 249H78L77 248V244H79V240H77L76 238L75 239H73V234H74V231H75V228L73 227V230H72V233H71V237H69L68 239H63V241H62V238H65V236H63L62 234H65L66 233V236H67V232H69V231H67V232H63L62 230L61 231H59V229L55 226V224L53 223V227L55 226V228H52L51 227V229H49V230H44L43 232L40 230H38V228H37V226H30L29 227V225H30V223L28 222V224H24L23 222H24V220L23 219H20L18 222L19 223H21L22 221V225H27V234H28V237H27V239L28 240H31L32 238H33V240H35L34 242H33V244L35 245V247H37L36 249L38 250H40V251H42L43 252V254H49V256L48 257H46L45 259H46V261H52V262H48V264H76L77 262H78V260L80 261V260H82V258H84V257H86V256H88V255H91V252L93 253V255L94 256H101V261H103V254H105V252H106V250L109 252V253H111V256H110V259H112V261H113V263L112 264H153V263H151V261H149L150 259H152L153 260V258H152V254H153V251H151V249H150V246H151V244H150V246H149V244H148V246H149V253H150V255L147 257V258H149V260L147 261V260H145V261H147V262H144V261H142V263H141V260H137L138 259V254H137V256H134V257H132L133 259H131L130 257H125L123 260H121V258H123L125 255L120 251V250H117V246H118V244H120V243H122L124 240H125V238L124 237H122V232H124L123 230L121 231V230H119V228H118V223H119V221L121 220H123L124 219V222L125 221H127L126 219H129V217H130V215L128 214L129 213V211L131 212L130 214H132V213H135V211L136 210H134L133 211V207H132V204H133ZM140 203V202H139ZM151 203V202H150ZM201 203V202H200ZM56 204V203H55ZM57 204H58V202H57ZM60 204V203H59ZM62 204V203H61ZM58 205L57 207H55V210L56 211H59V210H61L62 208H60V206H62V205ZM99 204H101V203H99ZM141 204V203H140ZM68 205V204H67ZM74 205V204H73ZM138 205V204H137ZM70 206V205H69ZM72 206V205H71ZM70 206V208H72ZM79 206V205H78ZM144 206V205H143ZM230 206V205H229ZM64 208H65V206H63ZM68 207V206H67ZM114 207V206H113ZM138 207V206H137ZM63 208V209H64ZM148 208V207H147ZM153 208H154V206H153ZM200 209L202 208V207H199ZM11 209V210H12ZM150 209V208H149ZM67 212L69 211V210H71L70 212H71V214H72V216H71V219L73 220L74 219V216H75V214H76V209L74 208V209H65ZM77 210H78V208H77ZM80 210V209H79ZM132 210V211H131ZM151 210V209H150ZM159 210V209H158ZM65 211V212H66ZM148 211V210H147ZM143 212V211H142ZM142 212H140L141 214H142ZM156 212V211H155ZM200 212V211H199ZM206 212V211H205ZM219 212V211H218ZM217 211L215 212V210H214V212L213 211H208V212H206L207 213V215H205V216H203L202 218H198L197 219V217H196V222L195 223H193L192 225H191V231H192V233H193V240H191L192 239V237H191V239H182V237H181V239H179L178 241H180L183 245V250H184V252L187 254V252L190 250V252L189 253H192V254H196V255H198V257L199 256H203V255H205L206 256V254H208L207 256H209V258H211L212 257V255H213V252H214V248L212 249V247L209 245V243H210V241L208 240V236L206 235V233H211V230L210 229H204V233H202V234H200L201 232L199 231V229L200 228H202L203 226H205V225H208V223H210V222H214V221H212V220H220V218H219V216H215V215H217V213H218ZM222 213V212H221ZM23 213H22V211H21V214L20 215H22ZM26 214H36V213H34V212H29V213H26ZM56 214L57 213H52V216L53 217H56ZM151 214H153V213H151ZM150 214V215H151ZM157 214V213H156ZM205 214V213H204ZM223 214V213H222ZM236 214V213H235ZM234 214V215H235ZM112 215V216H111ZM132 215H134V214H132ZM136 215V214H135ZM134 215V216H135ZM199 215V214H198ZM202 215V214H201ZM212 215H213V217H212ZM226 215H228L229 216V214H226ZM242 215V214H241ZM208 216H211L212 218H210V217H208ZM231 216H232V214H231ZM63 217H65V216H63ZM62 216L61 217H59L60 218V221L61 220H63V219H61V218H63ZM223 217V216H222ZM224 217H226V219H228L227 220V223H225L224 222V224H223V222L221 221V223H219L218 221H216V223L218 222V224L220 225V227H222V224L224 225L223 226V230L222 231H220L219 233H217V235H218V237L219 238H217V240L220 242H218V244H223V242L222 241H224V240H226V241H229V243H234L233 244V246L235 247V248H237V246L239 247V242L240 241H242L243 239H245L246 238V236H248L249 238H246V240L247 241H249L250 242V245H253V246H255V245H259V246H262V244L260 243V242H263V238L261 237L259 240H254V235H255V232L254 231H252V230H250V229H245L244 231H243V229L241 228L242 226H243V224H240V223H236V221L238 220V219H236L235 220V223H233L232 221V219L230 220L227 216H224ZM235 217V216H234ZM239 217V216H238ZM242 217H244V216H242ZM67 218H69V217H67ZM141 218H142V216H141ZM140 218V219H141ZM152 218V217H151ZM7 218L5 217V216H3V212L0 214V220H1V222H4V226L5 225H7L8 223H6L7 222V220H6ZM71 219L69 218V220H70V222H71ZM156 219V218H155ZM225 219V218H224ZM225 219V220H226ZM243 219V218H242ZM55 220V219H54ZM65 220H67L66 219V217H65ZM65 220H63V221H65ZM146 220V219H145ZM162 221V220H161ZM201 222V223H199V224H197V222ZM224 221V220H223ZM248 221V220H247ZM13 222H16V221H13ZM26 222V221H25ZM69 221L67 220V223H68ZM69 222V223H70ZM114 222V223H113ZM145 222V221H144ZM144 222H140V223H138V222H136V221H134L133 222V220H132V226H130V227H132V228H130V229H137V234L135 233V235H133V238L132 239H134V241H131L130 242V244H132L131 246H130V244L128 245V243H125L126 244V246H130V248L131 247H133V246H135V248H141L142 247V249H143V246L140 244V243H134L135 242V240L137 239V240H141V239H143V238H145V237H147V238H149V239H145V241H148V240H159V243H161V244H163V247H165L166 249L169 247V244H170V241H173V239H172V236L170 235V234H168V232L166 231V233H163V231L162 230H159L158 231V233L157 232H155V228L154 227H147V226H144ZM152 222H153V220H152ZM206 222H208V223H206ZM229 222V223H228ZM242 222H243V220H242ZM256 222V221H255ZM49 223H51V222H49ZM48 223V224H49ZM66 223V222H65ZM158 223H160V222H158ZM44 224H46V223H44ZM71 224V223H70ZM148 224H149V222H148ZM152 224V223H151ZM245 224V223H244ZM253 224V223H252ZM75 225H76V223H75ZM210 225V227H211V224H209ZM233 225V229H231L232 226ZM246 225L247 226H249V224H248V222H246ZM259 225V224H258ZM3 226V227H4ZM19 226H20V224H17V228H19ZM71 226V225H70ZM151 226V225H150ZM246 226V227H247ZM26 227V226H25ZM29 227V228H28ZM188 227H189V224H185L184 225V227H183V230H182V232L183 233H186V234H190L191 232H189L188 231ZM230 227V228H229ZM244 227H245V225H244ZM250 227H251V225H250ZM253 227H255V226H253ZM2 228V227H1ZM44 228H46V227H44ZM60 228H62V227H60ZM64 228H66V227H64ZM257 228V227H256ZM239 229V230H238ZM260 229H261V227H260ZM263 229H264V227H263ZM54 232H53V231ZM69 230V229H68ZM163 230H165V229H163ZM225 230V231H224ZM238 230V233L236 232ZM254 230V229H253ZM258 230V229H257ZM11 231H13L11 234H9L8 235V238H4V239H0V264H31L32 262L34 263V260L35 259H38L39 258V254H40V251L37 253L36 252V254L38 255L37 257H34V255L32 254V252L33 253H35V250H33L32 249V247L30 246V244H29V241H27V245L25 246L24 244H22L23 246H21L20 244H18V242H16V240H17V236L19 235V234H17L16 235V233L14 232V230L13 229H11ZM50 231H52L51 233H50ZM65 231V230H64ZM154 231V232H153ZM213 231V230H212ZM217 231H218V229H217ZM240 231V232H239ZM261 231V230H260ZM49 232V233H48ZM237 234H236V233ZM264 232V231H263ZM263 232H261V233H263ZM1 233H2V231H1ZM22 233H23V231H22ZM55 233H58V236H57V234L56 235H54ZM125 233V232H124ZM130 233V232H129ZM155 233L157 234V236L156 237H154L155 239H153V236L155 235ZM236 235H235V234ZM257 233V232H256ZM21 234V233H20ZM147 236H146V235ZM163 234H165V235H163ZM60 235H62V236H60ZM125 235H126V233H125ZM192 235V234H191ZM210 235H212V234H210ZM209 235V236H210ZM216 235V236H217ZM257 235V234H256ZM20 236V235H19ZM70 236V235H69ZM77 237H78V239H81V235H79V234H77L76 235ZM102 236H105V239H103L102 240ZM145 236V237H144ZM185 236V235H184ZM187 236V235H186ZM205 236H207V239H206V237ZM261 236V235H260ZM24 237H26V236H24ZM49 237H52L51 239H49ZM60 239H59V238ZM107 237H109L110 238V241H109V243H108V245H110L111 246V252H110V250H109V248H106V246H107ZM212 237V236H211ZM67 238V237H66ZM83 238V237H82ZM93 238V237H92ZM139 238V239H138ZM227 238V239H226ZM111 240H113V242H111ZM221 240V241H220ZM254 240V241H253ZM84 241V240H83ZM144 241V242H145ZM37 242H38V244H37ZM134 243V244H133ZM147 243V242H146ZM151 243V242H150ZM154 243V242H153ZM225 243V242H224ZM32 244V243H31ZM48 244H51L50 246L48 245ZM155 244V243H154ZM45 245H47L46 247H44ZM185 245L189 248V249H187L186 247H185ZM217 245V244H216ZM229 245V244H228ZM155 246V245H154ZM160 246V245H159ZM158 246V247H159ZM219 246V245H218ZM233 246L231 245V247L233 248ZM247 246H249V245H247ZM263 246H264V244H263ZM42 247V248H41ZM103 248V249H105L104 251H102V249L99 251V248ZM161 247V246H160ZM159 247V248H160ZM211 247V248H210ZM47 248H49V249H51L52 248V250H45V249H47ZM73 248H75V249H78V252L79 253H74V252H76V250L74 249L73 250ZM138 248L136 249V250H138ZM219 248V247H218ZM234 248V249H235ZM249 248V247H248ZM26 249V250H25ZM161 250H157L158 251V253L159 254H156V256L154 257V259H156V258H158V260H157V264H159L158 263V261H164V262H162L161 264H164L165 263V258H164V252H163V250H162V248H160ZM164 249V248H163ZM244 249V248H243ZM250 249V248H249ZM262 249H264V248H262ZM153 250V249H152ZM221 250V249H220ZM231 250V249H230ZM236 250V249H235ZM240 250V249H239ZM248 250V249H247ZM224 251V250H223ZM222 251V252H223ZM228 251V250H227ZM237 251H238V249H237ZM235 252L236 254H238V256L240 257V259L238 260L239 261V263H233V264H264V251L263 252H258V251H252V252H248V251H246V249H245V251L246 252H244V251H238V252ZM260 251H261V248H260ZM136 252V251H135ZM183 252V251H182ZM232 252V253H231ZM231 252H230V254H233V251L231 250ZM162 253V254H161ZM188 253V254H189ZM51 254V255H50ZM71 254H72V256H71ZM184 254V253H183ZM115 255V256H114ZM181 256H182V258H180V260H184V264H198V263H202V260H200V259H196V257H194V258H192V256H189V255H182L181 254ZM221 256V255H220ZM228 256V255H227ZM234 256V255H233ZM56 257V258H55ZM72 257V258H71ZM226 257V256H225ZM230 257V256H229ZM232 257V256H231ZM236 257V256H235ZM248 257H251V260H249L248 259ZM217 258H218V256H217ZM228 258V257H227ZM237 258V257H236ZM53 259H55L54 261H53ZM221 259H222V257H221ZM178 260V259H177ZM180 260H178L177 261V263L179 262V264H182V263H180L181 261ZM182 260V261H183ZM200 260V261H199ZM229 260V259H228ZM235 260V259H234ZM234 260L233 261H230V262H234ZM124 261H126L125 263H123ZM223 261H224V259H223ZM238 261H236V262H238ZM226 262H228V261H226L225 260V263H222V264H226ZM207 263V262H206ZM155 264V263H154ZM228 264V263H227ZM231 264V263H230Z\"/></svg>", "mask_w": 264, "mask_h": 264}, {"label": "built area", "instance_id": "built-area-1", "mask_svg": "<svg viewBox=\"0 0 264 264\" xmlns=\"http://www.w3.org/2000/svg\"><path fill=\"white\" fill-rule=\"evenodd\" d=\"M103 256V261H101V256H94V255H89L86 259L84 258L82 261H78L76 264H109L110 259L107 258L106 252Z\"/></svg>", "mask_w": 264, "mask_h": 264}, {"label": "snow or ice", "instance_id": "snow-or-ice-1", "mask_svg": "<svg viewBox=\"0 0 264 264\" xmlns=\"http://www.w3.org/2000/svg\"><path fill=\"white\" fill-rule=\"evenodd\" d=\"M249 260H251V257H248Z\"/></svg>", "mask_w": 264, "mask_h": 264}]
</instances>
